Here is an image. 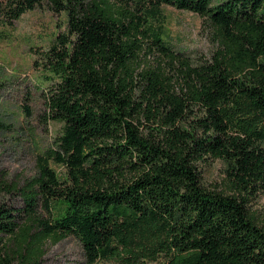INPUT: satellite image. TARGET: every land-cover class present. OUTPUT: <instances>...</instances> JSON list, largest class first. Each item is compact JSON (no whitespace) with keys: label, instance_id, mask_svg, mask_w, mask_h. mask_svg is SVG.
<instances>
[{"label":"trees","instance_id":"obj_1","mask_svg":"<svg viewBox=\"0 0 264 264\" xmlns=\"http://www.w3.org/2000/svg\"><path fill=\"white\" fill-rule=\"evenodd\" d=\"M42 1L0 0V17ZM47 1L66 28L34 65L62 131L21 187L23 208L0 204V264H41L47 243L68 236L86 264H264V222L249 207L264 193V0H139L207 20L217 48L199 62L146 12ZM210 157L227 164L228 191L203 183Z\"/></svg>","mask_w":264,"mask_h":264},{"label":"rangeland","instance_id":"obj_2","mask_svg":"<svg viewBox=\"0 0 264 264\" xmlns=\"http://www.w3.org/2000/svg\"><path fill=\"white\" fill-rule=\"evenodd\" d=\"M112 1L125 5L135 14L148 13L152 27L162 29L166 43L194 61L211 58L217 48L211 26L196 12L163 5L154 14L146 9L148 4L139 0ZM66 23L67 14H56L47 0L13 22L0 17V182L14 189L0 190V204L13 210L23 208L21 187L40 175L45 164L43 156L48 148L55 146L62 131V123L47 117L45 98L51 82L36 69L34 60L38 50L48 48L57 33L65 30ZM159 57L155 50L148 60L156 64ZM48 164L64 174L63 166L52 160ZM200 168L207 187L230 189L224 160L210 157ZM249 207L264 222V193L251 196ZM39 212L49 216L42 206ZM5 239L6 236L1 245ZM41 264H86V257L79 240L68 236L57 243H47Z\"/></svg>","mask_w":264,"mask_h":264}]
</instances>
